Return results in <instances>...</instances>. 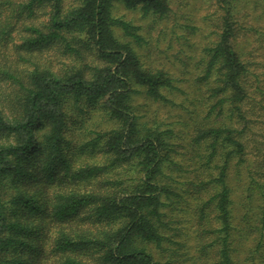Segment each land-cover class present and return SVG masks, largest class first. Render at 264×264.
Instances as JSON below:
<instances>
[{"label":"trees","instance_id":"obj_1","mask_svg":"<svg viewBox=\"0 0 264 264\" xmlns=\"http://www.w3.org/2000/svg\"><path fill=\"white\" fill-rule=\"evenodd\" d=\"M218 1L224 10L218 37L204 46L197 75L213 102L195 93L194 113L205 116L194 118L185 136L186 177L170 169L181 167L172 155L176 131L143 121L135 106L138 95L172 101L164 91L175 89L176 79L142 60L140 27L114 13L123 3L161 19L170 14L169 0H0V44L19 36L18 49L28 54L57 47L77 58L60 70L36 66L25 81L8 74L20 85V113L9 117L0 108V135L8 138L0 143V264H175L179 257L165 243L178 207L187 211L203 264H264V162L254 176L242 172L253 129L243 109L251 104L256 113L264 104L252 96L253 61L236 39L242 0ZM251 27L261 48L264 30ZM99 102L114 127L86 134L80 117ZM80 123L88 138L79 145ZM89 149L101 150L105 161H81ZM115 169L124 170L122 181L111 175ZM101 176L105 190L80 188ZM66 181L79 189L51 194L52 185ZM86 208L104 229L76 238L60 223Z\"/></svg>","mask_w":264,"mask_h":264},{"label":"rangeland","instance_id":"obj_2","mask_svg":"<svg viewBox=\"0 0 264 264\" xmlns=\"http://www.w3.org/2000/svg\"><path fill=\"white\" fill-rule=\"evenodd\" d=\"M255 1L242 0L240 3L241 29L236 39L238 38V41L246 47L245 52L246 50L248 52L246 58L253 61L251 66L252 73L249 76L252 96L256 102L261 101L264 104V96L258 95L261 92V87L264 88V42L260 48L258 36L251 29V26H255L264 30V3L256 6ZM261 1L264 2V0ZM169 5L171 8L170 14L161 19H155L154 16L145 17L138 10L130 9L123 3L117 5L114 13L140 27L139 32L146 38V43L143 47L141 46L137 49L142 60L147 65L167 70L176 79V88L164 91V94L172 101L164 102L148 98L145 95H138L135 106L143 121L148 122L150 125H160L161 130L171 128L176 131L177 134L174 140L176 151L172 155L174 161L181 167L169 166H171L170 169L172 172L174 171L175 176L189 177L185 167H187L186 162L189 158L190 146H188L187 137L185 136L192 130L194 118L201 120L205 116L204 113H201L200 116L198 113H194L193 102L195 93H201L204 96V100H208L210 103L213 102L209 98L208 86L206 84L201 86L200 82L197 81V75L200 71L198 62L204 46L218 37L224 10L218 0H169ZM46 17V15L42 14L40 18ZM20 43V37L17 36L13 41L10 40L9 44H0V108L9 117H15L20 113V85L17 79L27 80L28 71L36 66L60 70L65 62L70 63V60L77 59L75 56L70 58L68 56L63 57L57 47H46L28 54L18 49V44ZM256 47L257 51H254ZM8 74L14 75L17 79L15 80ZM257 86H260V91ZM200 89H202L201 92H199ZM197 104L195 103V106ZM246 105L243 110L245 113L246 110L249 111L247 115L251 120L253 129L247 140L246 152H248L249 162L244 165L242 172L251 177L254 176L257 168L264 162V145L262 143L264 141V110H256V113H254L252 105ZM80 121H83L85 128L80 127L81 123L74 128V133L80 140L79 145L88 138L85 137L87 131L91 129L108 130L114 127V123L100 102L93 105L88 113L81 116ZM79 128H83L86 134L82 133ZM7 139L5 136L0 135V143L8 141ZM103 155L101 150L94 151L89 149L86 150V153L81 154V161L87 159L89 161L104 162L106 157L103 158ZM232 170L233 174L230 178L234 180V178L238 177L237 169L233 167ZM110 171L115 179L123 180L125 174L123 169ZM102 178L103 176L92 180L88 184L80 186V188L82 190H105L107 185L100 181ZM178 179H180L178 182H181V178ZM245 181V179L242 180L240 187L237 185L234 189V201L241 199L240 189H243ZM184 185L182 183L180 186ZM187 187L188 185H186L185 189ZM77 189H79L78 185L66 181L52 185L50 192L51 194L57 191L67 193ZM34 190H36V187ZM183 208L178 207L174 212H171L175 229L170 234L171 240L176 241V243L170 241L165 244H169L174 259L179 257L175 264H203L204 259H199L198 257L194 228L189 222L187 211ZM92 213L93 210L91 208H86L79 217L60 224L76 238L82 234H94V230H96V233L97 231L101 233L104 229L102 225L105 223L95 220ZM242 214L244 216L243 209ZM54 230L56 229L52 227L53 234H55ZM78 234L80 235L78 236ZM247 244L248 241H246ZM151 250H153L157 259H164L165 255L160 253L155 246H151ZM180 253L183 254L181 255ZM98 255L99 253H96L94 256L98 257ZM257 258H260V256L257 255ZM241 264L244 263L242 262Z\"/></svg>","mask_w":264,"mask_h":264}]
</instances>
